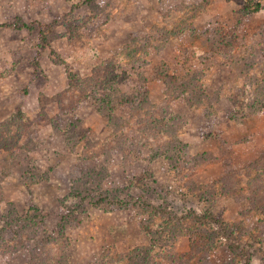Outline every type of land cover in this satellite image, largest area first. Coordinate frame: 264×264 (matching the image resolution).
I'll return each mask as SVG.
<instances>
[{"label": "rangeland", "instance_id": "1", "mask_svg": "<svg viewBox=\"0 0 264 264\" xmlns=\"http://www.w3.org/2000/svg\"><path fill=\"white\" fill-rule=\"evenodd\" d=\"M246 1L0 0V233L41 223L30 244L58 264H264V9ZM166 70L200 88L169 95ZM109 83L115 109L92 96ZM12 248L0 264H29Z\"/></svg>", "mask_w": 264, "mask_h": 264}, {"label": "trees", "instance_id": "2", "mask_svg": "<svg viewBox=\"0 0 264 264\" xmlns=\"http://www.w3.org/2000/svg\"><path fill=\"white\" fill-rule=\"evenodd\" d=\"M263 9H264V0H247L245 2V11L247 13H256V12H259ZM23 25L25 26V24H23ZM204 33H206L211 38L216 35L215 30H211V29L206 30ZM212 52H214V51H212ZM215 52H217V50ZM163 77H164L163 79H165V83L170 85V83H168L166 80L172 79L171 84L176 85L175 88H172L170 86L172 89L170 88L171 90L168 91L169 95L172 94L171 92H176L175 93L176 96L184 95V92H189V90H192V89L196 90L195 88H197L199 86L197 83H194L193 79H191L190 81L182 82L180 84V83H178L177 77H175L174 74L171 75L170 71L168 72L167 70H166V73H164ZM143 85H145V83L140 82L139 87L135 88V90L133 91V92H135V93H133L134 95L126 97L127 102H128L127 104H131L134 107H140V108L144 107L147 104L148 98H149V91L147 88L141 87ZM113 87H114V85L112 83H109L108 86H106L104 88V91H98V89L96 90L94 88L92 96L96 100L98 98L100 104L103 103V105H106V103H107L108 108H110V106L112 104L113 108L115 109L118 106H120L121 104H124V100L122 99L123 97L121 98V97L117 96V94H115V91L112 90ZM199 88H200V86L198 87V89ZM199 93H202V91H200ZM202 95H204V93H202ZM253 99L251 100L252 101L251 105H254V104L255 105L250 108L251 114L255 113L256 110H257L256 112H259L262 109H264V99L262 101H260L258 99V97H255V98L253 97ZM253 110H255V111H253ZM248 114L249 113H246V115H248ZM242 115H244V113ZM2 131L3 130L0 129V132H2ZM2 145H5V144L3 143ZM93 198H95L94 195H93ZM99 200H103V196H100ZM210 216L211 217L213 216L212 218H214V214L212 213L211 210L209 212V215H205L204 217L210 218ZM15 217L17 218V221H15L16 219H14V220L12 219V221L9 223V225L6 224L3 231L0 233V235H1L0 236V243L7 245L8 248L13 247L12 249L14 251H17L21 248H26L27 250H29V253H30L29 264H54L53 261L56 259L57 254H62V255H60V257H57L58 261L56 263L58 264L60 262V260L63 258L65 251L60 250V249L55 250L54 244L51 245V241L49 238L44 236L42 243H39L37 245L35 244V246L30 244L31 240L33 242L35 239H37L39 237V235H40L39 233L41 230V229H39V227L41 226V223L38 224L37 222L33 223L31 221V222H29V224H26V221L23 220L21 217H19L17 213H16ZM20 224H22L21 227H23V228H20V226H18ZM37 224H38V226H37ZM24 233L27 234V235H25L26 238L24 236ZM22 235L24 236L23 238H22Z\"/></svg>", "mask_w": 264, "mask_h": 264}]
</instances>
